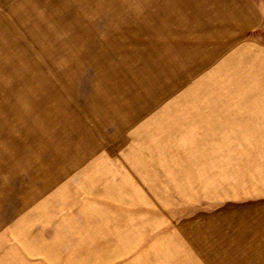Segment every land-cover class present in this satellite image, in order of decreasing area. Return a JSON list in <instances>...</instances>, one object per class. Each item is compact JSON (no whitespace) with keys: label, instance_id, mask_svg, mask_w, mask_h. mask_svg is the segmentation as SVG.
Instances as JSON below:
<instances>
[{"label":"rangeland","instance_id":"1","mask_svg":"<svg viewBox=\"0 0 264 264\" xmlns=\"http://www.w3.org/2000/svg\"><path fill=\"white\" fill-rule=\"evenodd\" d=\"M0 264H264V0H0Z\"/></svg>","mask_w":264,"mask_h":264},{"label":"crops","instance_id":"2","mask_svg":"<svg viewBox=\"0 0 264 264\" xmlns=\"http://www.w3.org/2000/svg\"><path fill=\"white\" fill-rule=\"evenodd\" d=\"M261 20H262V17H261Z\"/></svg>","mask_w":264,"mask_h":264}]
</instances>
